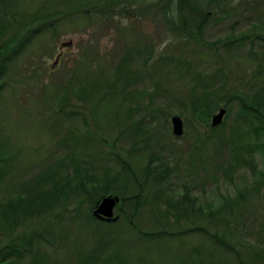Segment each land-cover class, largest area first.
Listing matches in <instances>:
<instances>
[{"label":"rangeland","instance_id":"374dc122","mask_svg":"<svg viewBox=\"0 0 264 264\" xmlns=\"http://www.w3.org/2000/svg\"><path fill=\"white\" fill-rule=\"evenodd\" d=\"M162 6L160 3L153 9L141 7L135 13L137 17L129 19L120 15L109 22L94 19L89 25L88 19L81 16L71 23H61L54 31L47 30L39 42L36 40L9 71L10 86L15 91L12 93L9 87L0 98V141L4 158L8 160L0 195L11 193L19 184L34 179L71 143L68 140L69 144L64 145L63 140L68 139L67 133L75 126H80L77 122L60 116L45 127L39 122L40 115L36 111L57 110L56 101L64 85L67 65L73 66L80 47L92 39L98 53L109 59L105 69L107 75L113 74L128 47L138 49L131 66L137 75L130 88V93L133 92L131 100L112 99L102 106L100 143L84 144L82 149L92 155L102 151L117 153L118 157L112 153L103 162L95 159L94 164L99 171L101 165L108 168L111 175L125 173L126 178L119 186L124 190L129 188V194L137 190L134 184L143 180L145 166L151 161L153 168L169 166L172 172L163 184V197H177L189 192L195 198V202H188L196 210L188 212V220L182 219L178 223L171 221L168 224L164 220L155 223L148 207L134 212L132 207L123 206L115 226L70 229L63 224L69 230L62 231V239L50 245L59 254L54 264H69L78 250L81 253L91 250L94 235L100 231L108 232L110 237L107 238L114 240L112 250L108 251L113 264L117 255L114 251L121 253L118 264H228L235 254L217 245L215 233L232 234L239 242L233 247L243 253L244 261L254 257L258 248H264V133L259 149L251 150L253 168L228 166L224 160L230 155L229 151L215 147L211 142V117L201 124L181 113L177 96L183 95L184 83L172 66H168L169 71L164 62L152 61L147 73L145 62L149 59L150 46L169 54L183 53L181 44H173L175 38L163 23ZM238 13L235 22L240 21L233 24L224 19L210 22L205 40L213 42L229 36V31L234 30L237 34H248V41L228 52L218 47L216 52L206 48L202 55L197 54L196 60L206 66L214 61L218 65L225 63L228 91L235 87L242 90L244 98L258 96L255 99L264 104V39L255 35L250 26L258 19L264 21V6L249 4ZM43 44L51 48V54L45 55L41 64L36 59L30 60L33 54L41 52ZM29 64L35 69H29ZM43 80L46 82L42 83ZM236 113L235 105L226 108L220 126L227 134L229 129L235 128ZM174 115L183 120L184 135L180 138L172 133L170 118ZM199 135L203 137L198 139ZM221 166L225 170L231 168V176H226ZM115 195L119 196V193ZM159 203L166 206L163 200ZM199 208L201 214L197 211ZM131 214L133 223L129 225L124 215ZM65 221L63 217L60 223ZM160 229L166 232L151 239L138 235ZM54 230L60 233L59 227Z\"/></svg>","mask_w":264,"mask_h":264},{"label":"trees","instance_id":"16d2710c","mask_svg":"<svg viewBox=\"0 0 264 264\" xmlns=\"http://www.w3.org/2000/svg\"><path fill=\"white\" fill-rule=\"evenodd\" d=\"M160 3L163 4V23L175 38L173 44L180 43L183 53L169 54L150 46L149 59L145 62L147 73L152 61L164 62L169 71L168 66H172L181 83H184L183 95L177 96V104L179 106L180 101L181 113H186L197 123H207L219 108L226 109L235 105V128L229 129L227 134L222 130L223 126H210L211 142L215 147H223L229 151L230 155L224 160L228 166H252L251 150L259 149L260 138L264 133V104L255 99L258 96L244 98L242 90L235 87L228 91L225 63L218 65L214 61L206 66L196 58L206 48L214 52L223 48L228 52L247 42L248 34H237L234 30L229 31L227 37L208 42L205 40V31L210 22L219 19L233 21V24L243 6H264V0H0V98L9 87L12 93L15 91L10 86L9 71L12 65L30 50L36 40L39 42L47 30L54 31L59 24L71 23L81 16L88 19L89 25L94 19L109 22L120 15H125L127 19L134 18L141 7L153 9ZM250 26L255 35L264 39V21L258 19ZM40 50L30 60L36 59L41 64L43 57L51 54L48 45L43 44ZM137 52L138 49L128 47L120 56L113 74L107 75L105 69L109 59L98 53L97 44L92 39L88 40L85 46L80 47L73 66L67 65L64 85L59 90L56 101L57 110L36 111L40 115L39 122L45 127L60 116H65L80 126H75L67 133L68 139L63 140L64 145L69 144L68 140L71 143L61 156L54 158L34 179L19 184L11 193L0 195V264H54L59 254L50 245L53 241L61 240L62 231L69 230L68 227L88 229L96 225L115 226L116 223L98 221L92 216V211L104 195L119 193L121 209L119 207L118 213L123 206L132 207L134 212L148 207L154 222L159 221V224L162 220L168 224L171 221L178 223L182 219L188 220V212L196 210L188 202H195L189 192L177 197H163V184L172 173L169 166L153 168L152 162H148L143 171V180L135 182L137 190L134 188V192L129 194V188L124 190L119 186L120 181L126 178L123 175L125 173L111 175L108 168L101 165L99 171L94 164L95 159L103 162L112 153L118 157L117 153L102 151L92 155L82 149L84 144L100 143L99 113L102 106L112 99L131 100L133 92L130 93V88L137 75L131 66ZM257 54L260 55L261 52ZM262 59L264 62V58ZM30 68L35 69L29 64ZM35 71L32 73L35 74ZM45 82L46 80L42 81ZM44 89L42 86V91ZM139 124L137 123L138 126ZM198 137L201 139L203 136ZM4 156L0 141V188L8 168V160ZM125 166L129 169L126 163ZM222 171L226 176H231V168ZM161 200L166 203L165 207L159 203ZM197 211L201 214L200 208ZM124 216L131 225L132 214ZM63 217L66 221L60 223ZM56 227H59L60 233L54 230ZM152 232H140L138 235L151 239L166 231L160 229ZM223 235L215 233L214 238L220 248L235 254V258L232 257L228 264H264V248H258L254 257L244 261L243 253L233 247H237L238 240L232 234ZM107 237H110L108 232H97L91 250L88 249L85 253L78 250L69 264H113L108 251L112 250L114 240L112 242ZM114 253L118 255L113 259L114 263L118 264L121 253ZM100 254L108 257L102 258Z\"/></svg>","mask_w":264,"mask_h":264},{"label":"water","instance_id":"95a60500","mask_svg":"<svg viewBox=\"0 0 264 264\" xmlns=\"http://www.w3.org/2000/svg\"><path fill=\"white\" fill-rule=\"evenodd\" d=\"M71 45V43H68ZM63 46V45H62ZM59 57V56H58ZM226 114L225 108H219L217 112L211 116V127H219ZM172 133L175 137H182L184 135V124L181 117L174 115L170 118ZM121 199L115 194L104 195L100 198V201L96 208L92 211V216L102 222L115 223L119 220L120 215L115 213L119 209Z\"/></svg>","mask_w":264,"mask_h":264}]
</instances>
